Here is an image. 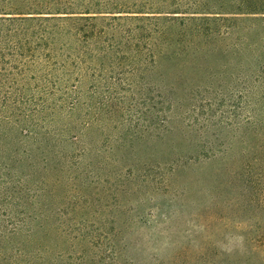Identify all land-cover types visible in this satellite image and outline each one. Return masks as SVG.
<instances>
[{
  "label": "trees",
  "instance_id": "1",
  "mask_svg": "<svg viewBox=\"0 0 264 264\" xmlns=\"http://www.w3.org/2000/svg\"><path fill=\"white\" fill-rule=\"evenodd\" d=\"M215 73L237 95L238 140L194 142L188 156L219 163L264 210V0H0V264H49L30 185L54 161L74 171L86 154L163 139L178 83ZM238 241L257 251L264 231ZM207 247L220 261L239 248Z\"/></svg>",
  "mask_w": 264,
  "mask_h": 264
},
{
  "label": "rangeland",
  "instance_id": "2",
  "mask_svg": "<svg viewBox=\"0 0 264 264\" xmlns=\"http://www.w3.org/2000/svg\"><path fill=\"white\" fill-rule=\"evenodd\" d=\"M215 74L178 83L179 118L163 139L86 154L74 171L54 161L47 181L31 183L39 194L32 208L48 221L49 264H264V246L253 251L238 241L264 231V210L246 204L219 163L188 156L194 142L238 140L229 128L239 120L237 95L228 76ZM192 108L201 113L189 117ZM208 243L239 248L220 261L225 255L212 256Z\"/></svg>",
  "mask_w": 264,
  "mask_h": 264
}]
</instances>
